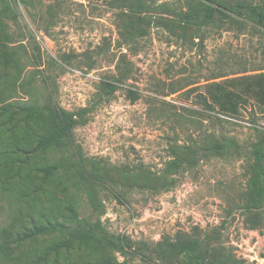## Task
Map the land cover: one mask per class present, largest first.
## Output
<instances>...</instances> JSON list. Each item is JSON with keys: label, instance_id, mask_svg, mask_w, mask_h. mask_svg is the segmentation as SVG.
I'll return each instance as SVG.
<instances>
[{"label": "rangeland", "instance_id": "rangeland-1", "mask_svg": "<svg viewBox=\"0 0 264 264\" xmlns=\"http://www.w3.org/2000/svg\"><path fill=\"white\" fill-rule=\"evenodd\" d=\"M25 1L0 0V264H264V111L202 103L264 71V0Z\"/></svg>", "mask_w": 264, "mask_h": 264}, {"label": "trees", "instance_id": "trees-1", "mask_svg": "<svg viewBox=\"0 0 264 264\" xmlns=\"http://www.w3.org/2000/svg\"><path fill=\"white\" fill-rule=\"evenodd\" d=\"M212 1L217 6L220 5L219 0ZM240 4L239 1L237 7H240ZM259 14L262 15L261 12ZM210 87L212 102H208L206 99L202 102L204 107L209 110H216L217 106L220 111L235 115L240 113L243 104L250 103V99L254 98L259 109L264 111V71L252 75L234 76L211 83Z\"/></svg>", "mask_w": 264, "mask_h": 264}]
</instances>
